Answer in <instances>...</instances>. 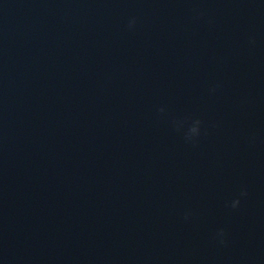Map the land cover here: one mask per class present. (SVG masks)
<instances>
[{
    "label": "clouds",
    "instance_id": "1",
    "mask_svg": "<svg viewBox=\"0 0 264 264\" xmlns=\"http://www.w3.org/2000/svg\"><path fill=\"white\" fill-rule=\"evenodd\" d=\"M134 24H135V20H132V21H130V23H129V27L131 28V27H133L134 26ZM253 43H254V41H252ZM162 111V110H161ZM199 124H200V121L199 120H197L196 122H195V125L196 126H193V127H191L190 128V134H192V135H198L199 134ZM247 190H242L241 191V193H240V196L241 197H244V196H247ZM240 205V199L239 198H237V199H234L232 202H231V207L233 208V209H235V208H237L238 206ZM188 218V216H187V214H186V216H185V219H187ZM224 236H225V232H224V230L223 229H220L219 231H218V233H217V238H218V240H219V242L221 243V244H223V243H225V240H224Z\"/></svg>",
    "mask_w": 264,
    "mask_h": 264
}]
</instances>
